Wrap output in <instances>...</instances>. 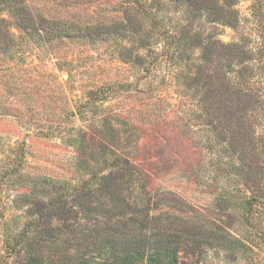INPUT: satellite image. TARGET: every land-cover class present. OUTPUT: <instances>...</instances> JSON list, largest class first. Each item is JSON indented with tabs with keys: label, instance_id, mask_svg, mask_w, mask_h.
Wrapping results in <instances>:
<instances>
[{
	"label": "trees",
	"instance_id": "16d2710c",
	"mask_svg": "<svg viewBox=\"0 0 264 264\" xmlns=\"http://www.w3.org/2000/svg\"><path fill=\"white\" fill-rule=\"evenodd\" d=\"M241 1L121 0L122 18L75 27L34 13L33 0H0V15L9 16L0 19L1 52L37 38H86L115 42L118 59L148 77L165 65L164 79L187 102L198 122L193 126L213 137L210 150L221 147L217 173L241 186L238 195L230 188L216 194L213 217L170 192L150 190L148 177L134 163L136 155L122 151L130 138L113 125L112 137L105 124L96 133L74 129L68 145L78 152V184L28 174L23 143L0 172V205L10 200L16 212L3 221L1 264L256 261L257 250L264 248V0H252L256 29L249 31L236 8ZM219 27L233 29L238 39L222 42ZM76 28L86 34L75 36ZM134 42L136 47L128 45ZM117 92L109 85L96 87L73 115L86 119L88 106L98 108V101ZM96 138L102 162L90 145ZM257 261L264 264V257Z\"/></svg>",
	"mask_w": 264,
	"mask_h": 264
},
{
	"label": "rangeland",
	"instance_id": "374dc122",
	"mask_svg": "<svg viewBox=\"0 0 264 264\" xmlns=\"http://www.w3.org/2000/svg\"><path fill=\"white\" fill-rule=\"evenodd\" d=\"M32 3L34 13L70 22L75 27L122 18L121 0H33ZM251 7L252 0H243L236 7L245 20L244 31L256 29ZM1 18L9 19V16L4 13ZM217 32L224 43L239 37L229 27H219ZM12 33L19 34L15 28ZM74 33L75 36L86 34L78 28ZM128 45L136 47L137 42ZM114 51L113 41L93 43L86 38L53 42L37 38L32 45L24 43L9 53L0 51V172L9 166V158L13 159V149L24 143L28 174L78 184L82 177L77 171L78 152L68 145L70 136L76 132L74 129L96 133L98 125L105 124L104 132L112 137L113 125L130 138L122 151L136 155L134 163L148 177L150 190L170 192L190 208L215 217L216 194L230 188L238 195L241 189L240 184L226 179L224 173H217L221 147L210 150L213 137L193 126L198 122L188 110L187 102L177 94L176 85L164 79L165 65L148 77L142 70L121 62L120 52ZM128 83L133 86L119 87ZM104 85L113 86L117 94L104 102L98 101V108L88 106L86 119L74 116L89 91ZM102 118L108 122H101ZM116 118L120 120L117 122ZM90 142L96 159L102 162L99 139ZM15 214L10 200L3 199L0 259L4 253L3 221ZM262 251L264 248L257 250L259 256L251 264L264 257Z\"/></svg>",
	"mask_w": 264,
	"mask_h": 264
}]
</instances>
